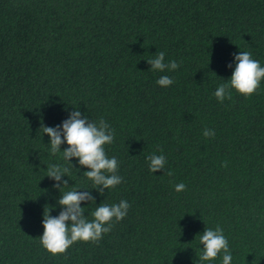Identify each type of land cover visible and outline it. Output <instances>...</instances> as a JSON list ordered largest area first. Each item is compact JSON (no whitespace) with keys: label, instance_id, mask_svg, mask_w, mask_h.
<instances>
[{"label":"trees","instance_id":"trees-1","mask_svg":"<svg viewBox=\"0 0 264 264\" xmlns=\"http://www.w3.org/2000/svg\"><path fill=\"white\" fill-rule=\"evenodd\" d=\"M158 51L180 67L150 70ZM241 51L264 66V0H0V264H199L197 235L217 225L232 264H264V80L251 96H214ZM75 108L115 129L105 151L123 182L103 195L38 131ZM153 153L167 158L156 173ZM56 163L70 168L65 190H91L89 220L103 202L131 207L98 242L53 255L39 237L45 206L61 210L46 176Z\"/></svg>","mask_w":264,"mask_h":264},{"label":"clouds","instance_id":"clouds-1","mask_svg":"<svg viewBox=\"0 0 264 264\" xmlns=\"http://www.w3.org/2000/svg\"><path fill=\"white\" fill-rule=\"evenodd\" d=\"M235 68L231 78L219 84L214 96L223 103L225 99H232V89L244 96H251L260 88L261 81L264 80V66L253 58L250 51L234 53ZM152 71H174L180 64L172 60L165 62V52L158 51L153 58L147 60ZM229 68L233 65L229 64ZM174 79L168 75L161 76L156 83L162 87L174 84ZM39 133L42 131L50 137V153L56 155L62 152V158L67 161L72 168V158H77L79 165L89 169L83 173L94 184V187L101 195L105 189H111L123 182V177L118 175L119 161L116 157L109 158L105 145L114 142L115 129L109 123L100 119L98 122L90 120L88 116L82 115L79 109L70 112L69 118L65 119L61 125L49 127L41 122ZM205 138L215 137V130L205 128L203 130ZM67 144L65 150H61V145ZM161 153L163 149H160ZM149 171L156 173L165 169L167 158L165 155L155 153L147 157ZM223 167H227L224 162ZM77 169V168H76ZM47 177L54 180V187L61 192L57 204L61 207L58 216L52 215V205H46L43 213L44 232L40 238L42 246L51 254H64L76 242H98L103 234L109 233L114 222L123 221L131 207L127 200H121L117 204L101 203L91 212L93 219L89 220L85 216L83 202L96 203L91 190L72 188L65 190L69 185L68 180L63 177L70 175V168L59 163L47 165ZM173 173L169 170L167 175ZM186 185L181 182L175 185L176 192L186 190ZM202 252L198 256L199 264L217 259L222 254V264H232V252L229 241L224 235L223 229L217 225L215 229L208 228L202 234H198Z\"/></svg>","mask_w":264,"mask_h":264}]
</instances>
